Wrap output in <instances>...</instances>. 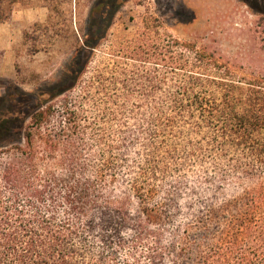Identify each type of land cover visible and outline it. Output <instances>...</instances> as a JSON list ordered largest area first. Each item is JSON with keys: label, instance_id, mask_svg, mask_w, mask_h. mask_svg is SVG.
Returning a JSON list of instances; mask_svg holds the SVG:
<instances>
[{"label": "trees", "instance_id": "16d2710c", "mask_svg": "<svg viewBox=\"0 0 264 264\" xmlns=\"http://www.w3.org/2000/svg\"><path fill=\"white\" fill-rule=\"evenodd\" d=\"M126 1L95 0L89 57ZM141 54L75 69L15 142L0 97V264H264V77L169 34Z\"/></svg>", "mask_w": 264, "mask_h": 264}, {"label": "rangeland", "instance_id": "374dc122", "mask_svg": "<svg viewBox=\"0 0 264 264\" xmlns=\"http://www.w3.org/2000/svg\"><path fill=\"white\" fill-rule=\"evenodd\" d=\"M94 2L20 0L0 23V97L11 91L16 100L8 106L14 132L5 142H15L29 114L56 105L60 97L44 104L41 94L70 86L75 69L84 66L82 82L108 77L121 62L138 64L147 45L166 34L206 47L239 78L264 77V0H127L89 57L83 45ZM81 91L78 85L68 95Z\"/></svg>", "mask_w": 264, "mask_h": 264}]
</instances>
